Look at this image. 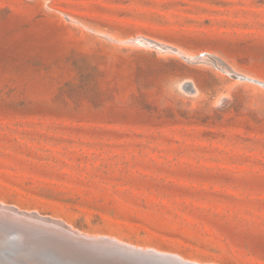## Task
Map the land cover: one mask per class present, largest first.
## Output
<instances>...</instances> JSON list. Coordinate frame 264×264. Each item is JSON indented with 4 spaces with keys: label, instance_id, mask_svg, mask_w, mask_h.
Returning a JSON list of instances; mask_svg holds the SVG:
<instances>
[{
    "label": "rangeland",
    "instance_id": "obj_1",
    "mask_svg": "<svg viewBox=\"0 0 264 264\" xmlns=\"http://www.w3.org/2000/svg\"><path fill=\"white\" fill-rule=\"evenodd\" d=\"M0 204L264 264V0H0Z\"/></svg>",
    "mask_w": 264,
    "mask_h": 264
},
{
    "label": "bare ground",
    "instance_id": "obj_2",
    "mask_svg": "<svg viewBox=\"0 0 264 264\" xmlns=\"http://www.w3.org/2000/svg\"><path fill=\"white\" fill-rule=\"evenodd\" d=\"M72 227L0 204V264H191Z\"/></svg>",
    "mask_w": 264,
    "mask_h": 264
},
{
    "label": "water",
    "instance_id": "obj_3",
    "mask_svg": "<svg viewBox=\"0 0 264 264\" xmlns=\"http://www.w3.org/2000/svg\"><path fill=\"white\" fill-rule=\"evenodd\" d=\"M73 254V253H72Z\"/></svg>",
    "mask_w": 264,
    "mask_h": 264
}]
</instances>
